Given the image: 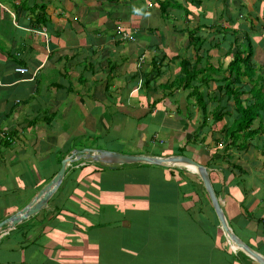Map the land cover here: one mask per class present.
<instances>
[{"label": "crops", "instance_id": "1", "mask_svg": "<svg viewBox=\"0 0 264 264\" xmlns=\"http://www.w3.org/2000/svg\"><path fill=\"white\" fill-rule=\"evenodd\" d=\"M249 44L255 73L233 86L252 101L253 81L264 92V0H0V222L75 148L185 155L264 257V133L228 137L239 113L222 88ZM0 264L258 263L228 240L196 174L80 160L40 212L0 230Z\"/></svg>", "mask_w": 264, "mask_h": 264}, {"label": "water", "instance_id": "2", "mask_svg": "<svg viewBox=\"0 0 264 264\" xmlns=\"http://www.w3.org/2000/svg\"><path fill=\"white\" fill-rule=\"evenodd\" d=\"M80 160L91 161L102 165H108L110 167L125 164L144 163L169 168H180L196 174L208 195V198L215 211L220 226L222 227L223 232L225 233L231 244H234L236 246V249L245 253L247 256L255 260L258 264H264V257L255 252L242 240H240L229 227L224 213L221 209L219 200L215 195L207 168L204 165L198 163L196 160L192 159L191 157L185 155L150 156L140 154H127L115 152L112 150L75 148L70 152L67 157H65L61 161L60 168L57 174L50 182L49 187L40 195V197L32 205L18 210L11 216L1 221L0 230L4 226L15 225L16 223L22 220H26L40 212L46 206L49 199L52 197L59 184L61 183L67 165L73 162H78ZM187 165L192 167V169L188 168Z\"/></svg>", "mask_w": 264, "mask_h": 264}, {"label": "trees", "instance_id": "3", "mask_svg": "<svg viewBox=\"0 0 264 264\" xmlns=\"http://www.w3.org/2000/svg\"><path fill=\"white\" fill-rule=\"evenodd\" d=\"M252 54L253 48L250 44L245 49L238 48L233 59L227 66L230 79L228 80V78L225 77L223 80L224 84L222 88L225 89L228 99L234 101L239 113V118L236 121L237 124L233 128H227L228 130L225 129L226 132L229 131L228 137L231 139L233 138L234 140L241 135L248 136L257 134L258 132L264 133V124L262 123H259V126L256 129L253 130L252 128L254 122L256 120L261 121V117L264 114V92L261 81L257 79L251 83L252 87L250 91L254 101H250L249 99L242 100L240 97L242 91H238L237 88L233 86L234 83H241V78L245 74L251 75L252 72L255 73L254 64L252 63ZM189 67L190 66L187 62L181 66L182 73L185 75L183 82L187 87L193 90L196 88L194 92L197 98V103L204 109V105H201L204 103V97L199 93V87L193 84L194 81H196L195 77L198 70L195 68L191 70ZM219 117L220 116L216 115L213 119L216 121Z\"/></svg>", "mask_w": 264, "mask_h": 264}, {"label": "built area", "instance_id": "4", "mask_svg": "<svg viewBox=\"0 0 264 264\" xmlns=\"http://www.w3.org/2000/svg\"><path fill=\"white\" fill-rule=\"evenodd\" d=\"M115 34L118 38H120L121 40H133V36L125 31L123 28H121V26H117L115 28ZM17 71L21 72V73H25L27 70L25 68H17Z\"/></svg>", "mask_w": 264, "mask_h": 264}, {"label": "bare ground", "instance_id": "5", "mask_svg": "<svg viewBox=\"0 0 264 264\" xmlns=\"http://www.w3.org/2000/svg\"><path fill=\"white\" fill-rule=\"evenodd\" d=\"M187 167L192 169V167H190V166H188V165H187ZM233 245H234V244H233ZM235 247H236V246H235Z\"/></svg>", "mask_w": 264, "mask_h": 264}]
</instances>
